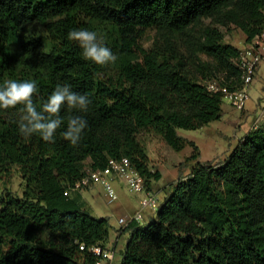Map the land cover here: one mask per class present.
I'll return each instance as SVG.
<instances>
[{"label":"trees","instance_id":"16d2710c","mask_svg":"<svg viewBox=\"0 0 264 264\" xmlns=\"http://www.w3.org/2000/svg\"><path fill=\"white\" fill-rule=\"evenodd\" d=\"M203 19L210 23L192 36ZM33 22L50 48L41 37L22 39ZM232 25L248 43L262 35L264 0H0V86L37 81L38 108L57 84L91 100L86 113L62 108L54 142L19 134L22 105L0 109V174L16 166L25 180L23 196L0 193V264H96L89 248L107 247L110 220L94 216L74 185L126 156L151 189L162 176L138 135L154 130L181 150L178 128L221 119L223 95L208 84L241 83L240 49L224 41ZM76 29L96 31L117 62L85 61L67 38ZM70 115L88 122L77 146L62 136ZM159 201L149 224L122 228L130 236L120 264H264V125L224 161H197Z\"/></svg>","mask_w":264,"mask_h":264},{"label":"rangeland","instance_id":"374dc122","mask_svg":"<svg viewBox=\"0 0 264 264\" xmlns=\"http://www.w3.org/2000/svg\"><path fill=\"white\" fill-rule=\"evenodd\" d=\"M210 23V19L192 27V36H199L203 28ZM225 31L226 43H232L239 49L244 48L247 42L246 34L240 28L232 25ZM153 33V32H152ZM41 37L46 42L47 49L50 43L47 40V31L40 23L27 24L22 32V39ZM264 68V65H263ZM264 83V70L257 76L251 89L250 99L247 101L246 110L240 111L227 99H223V115L221 119L212 121L198 129L178 128V134L185 139V147L176 150L170 147L163 137L154 130H148L138 135V140L145 147L149 155V167L152 172L160 171L161 178L150 180L151 189L155 191L160 200L170 193L174 186L190 175L197 161L218 163L224 161L233 150L244 141L247 133L252 129L257 108V99L261 94V84ZM264 125V124H263ZM197 149H196V147ZM197 154L195 159L192 155ZM119 199L110 201L101 184L87 187L76 194L83 199L85 195L92 205V213L96 217H109L110 234L107 239V248L114 250V264H120L130 233L122 232L123 225L120 218L128 217L140 207L141 194L128 189L121 179L115 180ZM25 180L18 167H14L10 174H0V193L13 196H23ZM131 205L123 208L126 202ZM151 210L144 211L143 225L149 224Z\"/></svg>","mask_w":264,"mask_h":264},{"label":"clouds","instance_id":"9594fccd","mask_svg":"<svg viewBox=\"0 0 264 264\" xmlns=\"http://www.w3.org/2000/svg\"><path fill=\"white\" fill-rule=\"evenodd\" d=\"M70 41L78 43L85 61L100 66L115 64L116 54L106 47L103 38L96 31L76 29L68 33ZM38 93L37 81H17L8 79L0 86V109L7 110L22 105L21 115L17 121L19 134L25 139L38 135L45 142H54V136L64 123L60 113L65 106L69 111L86 113L91 100L87 94L73 91L69 84H57L55 89L38 108L33 97ZM87 120L82 115H70L63 139L77 146L87 128Z\"/></svg>","mask_w":264,"mask_h":264},{"label":"built area","instance_id":"2783aa9c","mask_svg":"<svg viewBox=\"0 0 264 264\" xmlns=\"http://www.w3.org/2000/svg\"><path fill=\"white\" fill-rule=\"evenodd\" d=\"M238 66L241 70V83L234 87L222 84L220 81H212L208 84V89L220 92L224 99L240 111L246 110L247 101L250 99L251 89L260 74L264 65V33L256 36L247 46L240 49L238 56ZM261 94L257 99V108L252 129L259 128L264 124V83L261 85ZM121 179L128 189L134 193L141 194L140 207L130 216L120 218L123 227L134 221L142 222L144 211L149 209L156 213L160 201L158 194L149 189L145 183V177L133 165L129 157L110 158L104 168L92 170L87 169L84 177L77 182L73 190L85 189L96 184H101L110 201L119 199V193L115 185V180ZM69 191H66L67 195ZM85 249V245L80 246ZM89 250L98 256L96 264H114L115 252L112 249L94 245Z\"/></svg>","mask_w":264,"mask_h":264},{"label":"crops","instance_id":"0c3cea01","mask_svg":"<svg viewBox=\"0 0 264 264\" xmlns=\"http://www.w3.org/2000/svg\"><path fill=\"white\" fill-rule=\"evenodd\" d=\"M261 85H262V84H261ZM260 87H261V86H260ZM83 199L87 202V204L90 206V208L93 209L92 205L88 202V200L86 199L85 195H83ZM130 205H131V203L127 201V202L125 203V205H123V208H126V207L128 208ZM136 210H137V209H136ZM132 213H134V212H132ZM132 213H131V214H132ZM131 214H130V215H131ZM130 215H129V216H130ZM153 218H154V215H153V212L151 211L150 219L152 220ZM107 247H108V246H107Z\"/></svg>","mask_w":264,"mask_h":264}]
</instances>
